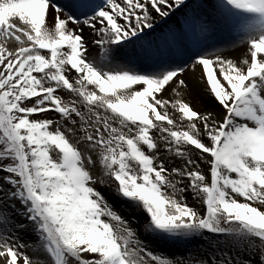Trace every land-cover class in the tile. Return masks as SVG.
Returning <instances> with one entry per match:
<instances>
[{"label": "snow or ice", "instance_id": "6c2138e0", "mask_svg": "<svg viewBox=\"0 0 264 264\" xmlns=\"http://www.w3.org/2000/svg\"><path fill=\"white\" fill-rule=\"evenodd\" d=\"M0 264H264V0H0Z\"/></svg>", "mask_w": 264, "mask_h": 264}, {"label": "bare ground", "instance_id": "6f19581e", "mask_svg": "<svg viewBox=\"0 0 264 264\" xmlns=\"http://www.w3.org/2000/svg\"><path fill=\"white\" fill-rule=\"evenodd\" d=\"M89 35L88 31L85 30V36L87 37ZM94 51H97L96 49H94ZM244 51V48L241 47L239 48V50L237 51H229L226 52L225 55H228L229 57H236L239 56L242 52ZM167 96V93L165 94ZM171 98V97H169ZM186 100H191L193 105L197 108V109H203L205 106H210V107H215L217 111H222V109L216 104L215 101L211 100V98H208L207 100L200 102L198 100V98L194 95V94H189V95H185L184 97ZM205 171H207V165H203ZM106 195H109V199L113 202L117 204V207L120 208L122 202H118L117 198L113 195H110L108 193H106ZM192 198L191 195L189 194V201L191 202ZM124 208H128V205H123ZM122 214L126 217L131 219L132 214L130 212H122ZM140 219H142L141 217H138ZM135 226V225H134ZM31 254V253H30Z\"/></svg>", "mask_w": 264, "mask_h": 264}, {"label": "rangeland", "instance_id": "374dc122", "mask_svg": "<svg viewBox=\"0 0 264 264\" xmlns=\"http://www.w3.org/2000/svg\"><path fill=\"white\" fill-rule=\"evenodd\" d=\"M173 253H175L176 255H183L184 254V250L181 249V250L177 251L176 249H171L170 251H168L169 255H172Z\"/></svg>", "mask_w": 264, "mask_h": 264}]
</instances>
